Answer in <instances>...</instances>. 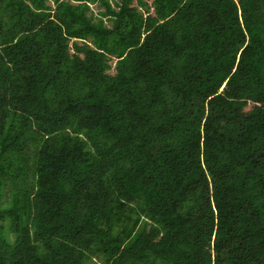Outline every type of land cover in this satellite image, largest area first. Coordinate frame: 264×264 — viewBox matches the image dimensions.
<instances>
[{
    "label": "trees",
    "instance_id": "trees-1",
    "mask_svg": "<svg viewBox=\"0 0 264 264\" xmlns=\"http://www.w3.org/2000/svg\"><path fill=\"white\" fill-rule=\"evenodd\" d=\"M0 264H264V0H0Z\"/></svg>",
    "mask_w": 264,
    "mask_h": 264
},
{
    "label": "rangeland",
    "instance_id": "rangeland-1",
    "mask_svg": "<svg viewBox=\"0 0 264 264\" xmlns=\"http://www.w3.org/2000/svg\"><path fill=\"white\" fill-rule=\"evenodd\" d=\"M148 3H150V1H148ZM91 10H92L93 12H96V8H95L94 6H91Z\"/></svg>",
    "mask_w": 264,
    "mask_h": 264
}]
</instances>
